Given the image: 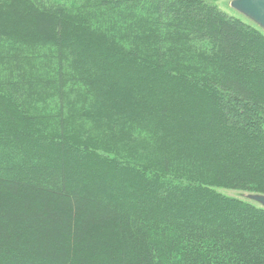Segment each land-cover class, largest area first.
I'll return each instance as SVG.
<instances>
[{
	"label": "trees",
	"instance_id": "1",
	"mask_svg": "<svg viewBox=\"0 0 264 264\" xmlns=\"http://www.w3.org/2000/svg\"><path fill=\"white\" fill-rule=\"evenodd\" d=\"M56 1L0 0V264H264V210L222 193L264 195V33L222 0ZM120 123L152 152L105 200L81 142Z\"/></svg>",
	"mask_w": 264,
	"mask_h": 264
},
{
	"label": "rangeland",
	"instance_id": "2",
	"mask_svg": "<svg viewBox=\"0 0 264 264\" xmlns=\"http://www.w3.org/2000/svg\"><path fill=\"white\" fill-rule=\"evenodd\" d=\"M79 1L82 2L81 5H84L85 2L89 3L92 0H59L56 2H61L57 4V6L64 10H67L68 13L74 14L76 7L79 6ZM228 1L229 0H222L217 3V6L222 11L227 12L231 16L243 20L241 17L230 12L227 9ZM243 21L246 22L245 20ZM102 70H105V72L107 73V67L106 69L103 67ZM120 124L127 125L128 127H130V130L129 133L123 130H120L119 132L109 130L110 136H112L113 134H121V136H124L120 141L116 140L117 143L111 140V138L108 139L107 137L103 136V133H106L104 131H99L100 133L97 131H93V133L89 135L88 142L86 141V139H83V142H81V144H88L94 152H91V154L95 158H98L101 164L104 165L101 166V169H99V167H95L94 162V164H89L88 166L86 165V171L93 173V175L90 174L93 181H89L88 183H82L78 187L80 189L85 190V193L94 192V196L103 195L104 197L102 198H104L105 200L115 195L112 192H115L116 188L120 187V189H123L125 188L124 186L126 185L127 181L133 182V175L131 174L133 163H136V165L143 164L141 163V158H144L146 156L150 158V153L152 152V146L150 143H148V140V142H145V140L143 139L137 140V137L133 135V123ZM127 135L129 138H127ZM141 140L143 143L141 142ZM99 155H103V157ZM122 164L127 165L124 167L123 171L117 168L118 165L122 166ZM100 170H102V173H97V171L100 172ZM120 172H122V174ZM102 174L107 176V178H102L104 177ZM103 181L105 182V186L103 185ZM110 190H112V192H109ZM222 193L232 198H235L236 194L233 191H223Z\"/></svg>",
	"mask_w": 264,
	"mask_h": 264
},
{
	"label": "water",
	"instance_id": "3",
	"mask_svg": "<svg viewBox=\"0 0 264 264\" xmlns=\"http://www.w3.org/2000/svg\"><path fill=\"white\" fill-rule=\"evenodd\" d=\"M227 9L264 33V0H229ZM235 192V198L264 210V195Z\"/></svg>",
	"mask_w": 264,
	"mask_h": 264
}]
</instances>
